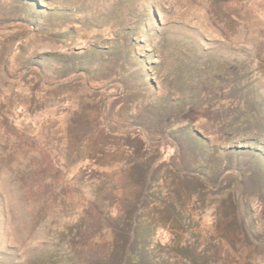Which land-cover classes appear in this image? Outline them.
<instances>
[{
  "label": "rangeland",
  "instance_id": "obj_1",
  "mask_svg": "<svg viewBox=\"0 0 264 264\" xmlns=\"http://www.w3.org/2000/svg\"><path fill=\"white\" fill-rule=\"evenodd\" d=\"M0 264H264V0H0Z\"/></svg>",
  "mask_w": 264,
  "mask_h": 264
}]
</instances>
